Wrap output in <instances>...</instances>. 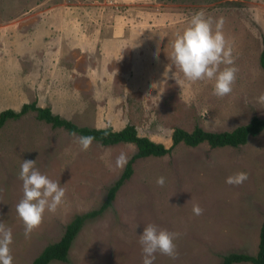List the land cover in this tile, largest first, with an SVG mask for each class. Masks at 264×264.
<instances>
[{
  "label": "rangeland",
  "instance_id": "rangeland-1",
  "mask_svg": "<svg viewBox=\"0 0 264 264\" xmlns=\"http://www.w3.org/2000/svg\"><path fill=\"white\" fill-rule=\"evenodd\" d=\"M198 11L223 18L233 49L238 72L224 97L213 95L214 80L187 81L170 58ZM263 49L264 0H0V112L35 102L79 126L133 124L169 147L176 127L231 131L264 118ZM71 133L36 110L0 128V222L12 230L13 264H32L76 215L99 209L125 169L116 168L117 156L129 161L138 149L94 140L81 151ZM23 160L36 161L66 190L30 239L16 211ZM237 172L248 180L227 184ZM161 176L163 187L156 183ZM263 221L264 130L239 146L180 142L165 155L136 158L111 205L84 222L68 260L48 264H142L138 241L150 223L181 234L178 258L157 252L153 264H223L229 253L256 255Z\"/></svg>",
  "mask_w": 264,
  "mask_h": 264
},
{
  "label": "clouds",
  "instance_id": "clouds-1",
  "mask_svg": "<svg viewBox=\"0 0 264 264\" xmlns=\"http://www.w3.org/2000/svg\"><path fill=\"white\" fill-rule=\"evenodd\" d=\"M223 23V18L214 21L211 17H206L203 11L196 12L191 17L188 27L173 42L170 57L187 81L214 80L213 95L217 97H224L232 92L238 72V68L234 66L233 49L222 31ZM222 64L226 65L223 70L220 69ZM261 99H264V96ZM71 135L80 145L81 151H88L95 140L91 135L77 136L75 132ZM127 162V155L121 152L116 158L115 166L122 170ZM35 163L36 161L23 160L18 174V178L23 182V198L16 205V211L23 221L26 239H30L32 232L41 226L45 212L55 213L66 196V190L60 186L59 181L42 174L36 169ZM247 180L248 173L237 172L229 176L226 183L240 186ZM156 183L163 187L165 178L158 177ZM203 211L199 204L193 205L195 215H202ZM180 235L177 232L160 229L151 223L144 227L138 241L142 248V264H153L154 254L157 252L173 260L177 259L179 253L174 241ZM12 243L11 228L0 222V264H13L10 249Z\"/></svg>",
  "mask_w": 264,
  "mask_h": 264
},
{
  "label": "trees",
  "instance_id": "trees-1",
  "mask_svg": "<svg viewBox=\"0 0 264 264\" xmlns=\"http://www.w3.org/2000/svg\"><path fill=\"white\" fill-rule=\"evenodd\" d=\"M260 62L264 68V49L260 55ZM29 110H36L39 119L51 123L54 127H65L70 132L78 133L80 136H94L95 140L102 144H116L120 142H131L136 144L137 152L127 162L125 169L119 179L109 189L107 197L99 209L76 215L66 226L65 232L60 240L48 244L40 254L33 260L32 264H48L52 260H68L70 246L88 218H93L103 212L111 205L116 196V192L133 173V162L136 158L150 155L161 156L172 150L178 143L183 142L191 146L202 142L209 143L212 147L218 146H239L245 144L251 136H255L264 130V118L254 116L248 123L237 126L231 131H208L202 127H196L192 131L176 127L171 135L172 145L167 147L161 142H156L138 133L137 127L127 124L122 129L116 130L108 127L79 126L78 124L56 114L50 107H40L35 102L25 103L20 110L12 108L4 109L0 112V128L10 118H17ZM107 132V135H105ZM240 261H251L254 264H264V221L260 229L259 248L256 255L243 253H229L223 258V264H232Z\"/></svg>",
  "mask_w": 264,
  "mask_h": 264
},
{
  "label": "crops",
  "instance_id": "crops-1",
  "mask_svg": "<svg viewBox=\"0 0 264 264\" xmlns=\"http://www.w3.org/2000/svg\"><path fill=\"white\" fill-rule=\"evenodd\" d=\"M105 42H107V44H112V43H108L109 41H105ZM112 42V41H111ZM113 43H115V42H113Z\"/></svg>",
  "mask_w": 264,
  "mask_h": 264
}]
</instances>
